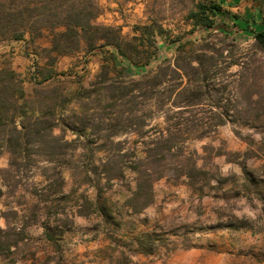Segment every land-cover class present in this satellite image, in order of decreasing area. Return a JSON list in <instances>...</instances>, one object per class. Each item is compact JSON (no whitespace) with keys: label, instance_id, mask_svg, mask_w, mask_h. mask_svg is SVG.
I'll list each match as a JSON object with an SVG mask.
<instances>
[{"label":"rangeland","instance_id":"rangeland-1","mask_svg":"<svg viewBox=\"0 0 264 264\" xmlns=\"http://www.w3.org/2000/svg\"><path fill=\"white\" fill-rule=\"evenodd\" d=\"M200 1L99 0L104 12L98 23L122 26L129 41L135 25L157 24L156 51L144 38L142 51L155 56L152 66L143 70L121 57L116 65L107 62L110 56L102 49L93 53L86 70H82L87 62L85 52L72 60L71 67L55 64L53 69L45 49L34 44L44 45L45 39L34 41L30 34L18 41H0V64L24 81L28 108L41 111L43 107L49 122L77 127V119L71 118L73 112L77 115V91L89 89L104 65L109 78L139 80L165 63L174 66L180 46L196 56L216 53L226 61L225 67L241 55L255 54L254 37L229 35L222 28L195 29L187 16ZM262 5L264 9V0ZM41 69L45 72L38 76ZM50 70L52 78L39 84ZM236 71L238 67L233 66L226 75ZM63 103H69L65 112ZM57 104L60 107L54 108ZM162 120L157 116L148 128ZM61 133L55 129L56 135ZM64 137L74 143L63 163L54 166L42 157L23 153L35 162L23 165L13 178L0 174V228L10 226L15 233L2 237L16 243L0 252V264H264V130L228 123L211 136L189 143L211 180L193 186L184 180L162 179L155 184L154 203L141 213H132L125 204L135 187L131 172L100 197L95 188L80 186L81 174L95 169L93 160L106 155L96 147L101 140L95 141L88 131L77 141L70 129ZM119 140H127L125 147L141 155V140L136 135H123ZM10 157L0 141L1 171L9 168ZM46 170L61 171L66 179L63 193L47 189ZM87 198L98 200L101 206L107 203L114 209L113 218L100 215L96 206L86 204ZM48 228L53 235H46Z\"/></svg>","mask_w":264,"mask_h":264},{"label":"trees","instance_id":"trees-1","mask_svg":"<svg viewBox=\"0 0 264 264\" xmlns=\"http://www.w3.org/2000/svg\"><path fill=\"white\" fill-rule=\"evenodd\" d=\"M103 12L99 0H0V41L22 40L27 34L34 41L48 38L51 46L44 51L50 56L49 65L63 56L82 52L88 55L102 49L110 56L107 62L114 65L116 55L135 69L152 66L155 53L149 55L141 48L145 38L157 50L154 46L159 35L157 24L152 21L135 25V35L129 41L122 26L98 23ZM227 14L217 0H202L187 19L195 29L222 28L230 35L224 24H217V19L223 21ZM254 39L255 54L249 58L241 55L226 67V61L222 62L216 53L196 56L185 52L183 46L174 66L165 63L139 80L109 78L104 65L89 89L81 87L77 91V115L75 112L71 115L77 119V127L63 123L65 127H60L59 123L49 122L43 107L41 111L28 108L24 81L10 67L0 64V141L11 156L9 168L0 170V174L13 178L23 165L35 162L24 158L23 153L42 157V161L54 166L63 163L74 143L64 137L70 129L77 141L90 131L95 141L101 140L100 144L94 142L97 149L106 154L103 159L93 160L95 169L81 174L80 186L95 188L100 197L131 172L135 187L125 204L132 213H141L154 203V187L162 179L184 180L193 186L207 183L211 175L205 166L198 165L189 143L211 136L228 123L264 130V30L255 33ZM233 66L238 71L226 75ZM44 72L41 69L38 76ZM51 75L50 70L38 83L50 80ZM92 96L96 98L85 102ZM63 104L61 109L65 112L69 103ZM157 116L162 122L148 128ZM56 128L61 129V135L55 134ZM123 135H136L141 140V155L125 147L128 141L119 140ZM43 176L47 189L63 193L66 179L61 171L46 170ZM85 201L91 207L96 206L100 215L113 218L114 209L107 203L101 206L98 200ZM45 233L53 235L49 228ZM14 234L10 226L0 228V252L16 244L2 235Z\"/></svg>","mask_w":264,"mask_h":264},{"label":"crops","instance_id":"crops-1","mask_svg":"<svg viewBox=\"0 0 264 264\" xmlns=\"http://www.w3.org/2000/svg\"><path fill=\"white\" fill-rule=\"evenodd\" d=\"M217 2L220 3L228 13L227 18L223 19V21L217 19V24H224L232 35L253 38L255 33L264 30V9L262 0H217ZM43 39H45L44 45L37 42L34 44L44 49L50 48V40L48 38ZM162 48L165 49V46H161L160 49ZM94 52L88 55L83 53L87 62L84 65L85 67L82 66V70H86L88 64L92 63ZM78 55L79 54L60 57L55 64L57 66L63 65L64 67H71L72 60H75ZM114 56L115 60L118 62V56ZM55 64L52 66L53 69Z\"/></svg>","mask_w":264,"mask_h":264}]
</instances>
